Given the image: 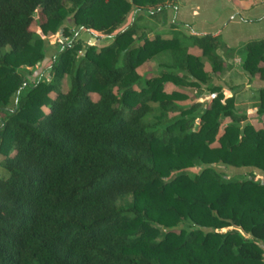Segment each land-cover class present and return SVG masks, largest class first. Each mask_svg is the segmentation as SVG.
I'll return each mask as SVG.
<instances>
[{"label":"trees","instance_id":"1","mask_svg":"<svg viewBox=\"0 0 264 264\" xmlns=\"http://www.w3.org/2000/svg\"><path fill=\"white\" fill-rule=\"evenodd\" d=\"M173 4L0 0V264H264V181L216 169L264 171V102L256 127L210 83L216 34L189 36L193 54L137 22ZM56 32L70 41L31 76ZM240 58L264 80V39ZM200 84L208 102L179 104Z\"/></svg>","mask_w":264,"mask_h":264},{"label":"crops","instance_id":"2","mask_svg":"<svg viewBox=\"0 0 264 264\" xmlns=\"http://www.w3.org/2000/svg\"><path fill=\"white\" fill-rule=\"evenodd\" d=\"M162 16L166 17L162 22L167 26L161 29L178 30L189 36L216 34L220 43L216 52H220L223 60L224 74L231 78L240 76L236 82L246 87L250 79L253 85L264 86V80L247 76L236 61L241 60L246 42L264 39V0H176L165 8ZM236 26L240 31H232ZM161 29H153V32ZM186 45L189 52L199 53L196 47Z\"/></svg>","mask_w":264,"mask_h":264},{"label":"rangeland","instance_id":"3","mask_svg":"<svg viewBox=\"0 0 264 264\" xmlns=\"http://www.w3.org/2000/svg\"><path fill=\"white\" fill-rule=\"evenodd\" d=\"M176 0H174L175 2ZM165 10V9H164ZM164 10L160 13H156L148 18H144L142 20L137 21L139 24L144 25L146 27H151L149 34L152 35L153 29H161V27L167 26L166 23L162 22V19H165L166 17L162 16V13ZM133 11L128 13L126 15V18L124 19L123 23L120 24L118 29L124 27L128 21L132 18ZM232 27V26H231ZM32 30H36L35 27H31ZM72 33L75 34L74 40H79L81 42V45H91L93 44L96 48H99L101 46H104L110 42L109 36H95L93 37L90 32L78 29L77 27L71 26ZM144 31H148V29H145ZM186 31V30H185ZM188 31V30H187ZM232 31H240L238 27L232 28ZM38 32V31H37ZM158 33L161 37H177L180 39L181 44H187L189 41L188 37L189 35H183L178 30H170V29H161L159 31H155ZM190 34V33H189ZM43 39V44L45 48L44 58L41 61L40 64L36 65L34 68H31V76H36L41 69H44L51 61L52 56L55 54V52L58 49V45L62 42H68L69 39L64 40L60 36V32H56L54 34H49L45 36H41ZM242 52V51H241ZM81 53V51H78V54ZM220 53V52H218ZM161 55V53L159 54ZM154 57L149 61V64H142L137 68V72L139 74H142L145 70H147V67L149 66L150 69H154L157 67L158 62L165 61V58L163 56ZM238 64H241V60H236ZM207 68V64H206ZM224 69H221L220 72L210 73L211 79L210 83L212 85H217L220 87L222 93L226 97H232L233 99V107L237 112L244 113L247 116V120L252 123L254 126L259 127L262 123V116H260L256 112V104L262 100L264 102V86H259L257 84L253 85L251 83L250 79L247 83L249 85L246 87L243 83L236 82L237 79H241L240 76H234V77H228V75L224 74ZM246 74V73H245ZM248 76V75H247ZM176 88L175 86L167 83L165 84V90L170 91L171 89ZM200 92L196 94V89L192 86H186L182 87L184 91H186L187 97L185 99L179 100V104L181 105H188L194 101L199 102H208L211 93L205 88L204 84H200ZM227 119H224L223 122H226ZM217 171L222 173L225 176L229 177H235V178H245L247 176H253L256 180H262L264 181V171L258 170L256 168L251 167H231V166H216ZM198 167H193L191 171H197Z\"/></svg>","mask_w":264,"mask_h":264}]
</instances>
